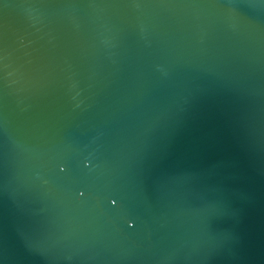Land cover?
Returning a JSON list of instances; mask_svg holds the SVG:
<instances>
[{"label":"water","instance_id":"95a60500","mask_svg":"<svg viewBox=\"0 0 264 264\" xmlns=\"http://www.w3.org/2000/svg\"><path fill=\"white\" fill-rule=\"evenodd\" d=\"M0 264H264V0H0Z\"/></svg>","mask_w":264,"mask_h":264},{"label":"clouds","instance_id":"9594fccd","mask_svg":"<svg viewBox=\"0 0 264 264\" xmlns=\"http://www.w3.org/2000/svg\"><path fill=\"white\" fill-rule=\"evenodd\" d=\"M61 170H63V169H61ZM81 195H82V193H81ZM110 203H113V204H114V202H113V201H111Z\"/></svg>","mask_w":264,"mask_h":264},{"label":"snow or ice","instance_id":"6c2138e0","mask_svg":"<svg viewBox=\"0 0 264 264\" xmlns=\"http://www.w3.org/2000/svg\"><path fill=\"white\" fill-rule=\"evenodd\" d=\"M82 195H83V193H82ZM114 203H115V201H113Z\"/></svg>","mask_w":264,"mask_h":264}]
</instances>
